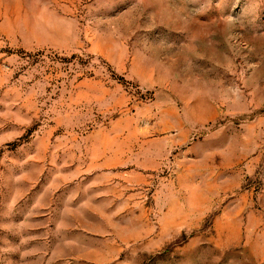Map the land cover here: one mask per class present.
Returning a JSON list of instances; mask_svg holds the SVG:
<instances>
[{
    "label": "rangeland",
    "instance_id": "374dc122",
    "mask_svg": "<svg viewBox=\"0 0 264 264\" xmlns=\"http://www.w3.org/2000/svg\"><path fill=\"white\" fill-rule=\"evenodd\" d=\"M0 264H264V0H0Z\"/></svg>",
    "mask_w": 264,
    "mask_h": 264
}]
</instances>
